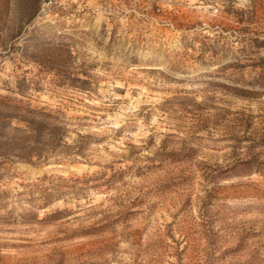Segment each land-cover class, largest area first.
<instances>
[{"label": "rangeland", "instance_id": "1", "mask_svg": "<svg viewBox=\"0 0 264 264\" xmlns=\"http://www.w3.org/2000/svg\"><path fill=\"white\" fill-rule=\"evenodd\" d=\"M41 2L0 0V264H264V0Z\"/></svg>", "mask_w": 264, "mask_h": 264}, {"label": "built area", "instance_id": "2", "mask_svg": "<svg viewBox=\"0 0 264 264\" xmlns=\"http://www.w3.org/2000/svg\"><path fill=\"white\" fill-rule=\"evenodd\" d=\"M77 0H42L38 18L41 20H54L62 10H66ZM94 8L112 13V11H136V4H147V0H95ZM126 8V9H125ZM160 11L161 8H158Z\"/></svg>", "mask_w": 264, "mask_h": 264}]
</instances>
